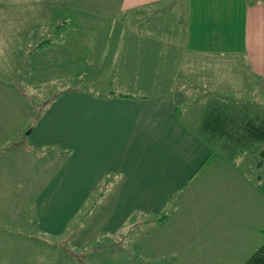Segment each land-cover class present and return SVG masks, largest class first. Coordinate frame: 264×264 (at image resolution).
<instances>
[{"label": "crops", "instance_id": "1", "mask_svg": "<svg viewBox=\"0 0 264 264\" xmlns=\"http://www.w3.org/2000/svg\"><path fill=\"white\" fill-rule=\"evenodd\" d=\"M187 3L191 50L264 83V0ZM50 7L0 0V264H245L264 244V191L198 133L206 100L193 88L125 97L65 87L42 105L21 92L20 50L51 35ZM208 79L207 96L229 94L226 74ZM167 210L137 247L104 243L134 214Z\"/></svg>", "mask_w": 264, "mask_h": 264}, {"label": "rangeland", "instance_id": "2", "mask_svg": "<svg viewBox=\"0 0 264 264\" xmlns=\"http://www.w3.org/2000/svg\"><path fill=\"white\" fill-rule=\"evenodd\" d=\"M187 1L164 0L143 9L124 10L115 2L46 0L51 5L53 31L50 36L21 48L20 68L24 80L17 81L19 88L24 89L21 92L30 97L33 104L42 105L65 87L118 95H158L188 85L195 91L193 99L207 101L208 78L220 75L224 79L226 74L224 91L229 93L226 96L246 103L252 115H264L263 82L257 81L256 86V80L249 77L239 63H232V68L229 63L224 65L218 60L209 65L206 56L191 50L190 42L185 41L190 35L192 9ZM45 39L50 41L43 42ZM236 80L242 89L233 88ZM212 96L215 95L210 98ZM262 147L264 144H257L252 149L253 154ZM253 160L249 159L251 165ZM247 169L256 176L264 173V164L260 169H251V166ZM260 181L264 183V177ZM93 197L89 204L96 198ZM86 209L81 215L84 216ZM145 218L136 217L138 220L121 230L119 236L107 238L104 243L137 247L139 237L159 223L149 226ZM55 241L59 247L69 246L64 239ZM92 246L97 245L88 244Z\"/></svg>", "mask_w": 264, "mask_h": 264}, {"label": "trees", "instance_id": "3", "mask_svg": "<svg viewBox=\"0 0 264 264\" xmlns=\"http://www.w3.org/2000/svg\"><path fill=\"white\" fill-rule=\"evenodd\" d=\"M49 41V39H45L43 42ZM119 95L125 97L133 96L127 93H120ZM210 97L206 101V108L198 127V133L215 148L222 150L228 156L241 163L242 170L264 191V183H260L264 173L261 172L256 176H252L250 170L247 169V166H251V169H260L264 164V147L257 154L252 152V149L257 144H264V115H252L245 106L246 103L230 96L215 95L212 96L213 98ZM249 159H254L252 165L249 163ZM96 193L98 195L103 193V191ZM97 198L89 205L88 210L94 205ZM173 207L175 205L172 206V209ZM169 214L170 210H167L157 216L145 219L148 220L147 224L151 226L162 221ZM81 217L83 215L79 219ZM136 217L143 218L145 214H134L129 218L125 227L130 225L131 222L137 221ZM245 264H264V244L247 259Z\"/></svg>", "mask_w": 264, "mask_h": 264}]
</instances>
